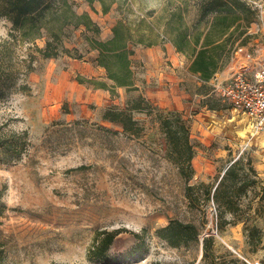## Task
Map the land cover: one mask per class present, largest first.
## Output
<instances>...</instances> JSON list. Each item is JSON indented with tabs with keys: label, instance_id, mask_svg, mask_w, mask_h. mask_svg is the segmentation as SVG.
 <instances>
[{
	"label": "rangeland",
	"instance_id": "rangeland-1",
	"mask_svg": "<svg viewBox=\"0 0 264 264\" xmlns=\"http://www.w3.org/2000/svg\"><path fill=\"white\" fill-rule=\"evenodd\" d=\"M71 1L76 12L96 14L98 22L108 25L103 28L109 30L117 22L129 39L144 44L158 38L165 41L164 35L176 37L179 29L189 34L192 45L197 44L215 21L217 9L214 0ZM245 1L252 12L232 15L238 20L233 26L238 28L234 44L244 46L232 63L241 71L244 59L250 65L248 72H253L264 65V0ZM59 25L54 18L48 28L60 31ZM10 26L0 17V37H7ZM198 31L202 34L195 38ZM14 33V60L21 72L5 90L0 121L10 129H27L30 141L18 160L0 161V238L5 242L0 264H209V258L201 260L200 245L171 247L157 236L156 229L170 218L204 222L202 235L214 236L219 253L226 252L225 245L239 246L238 254L263 260L259 245L249 247L241 239L232 240L228 228L217 231L216 203L200 194L190 202L185 186L213 185L225 165L242 154L257 167L264 192V122L258 125L222 101L213 83L195 91L206 95L204 109L199 107V96L191 92L178 102L180 111L157 110L146 99L149 89H157L146 75L175 69L166 53L154 65L137 62L132 69L134 85L109 91L107 97L80 81L81 86L67 84L59 99L57 89L51 87L52 98L45 99L41 85L53 77L43 73L55 60L40 56L33 44L43 46L47 32L42 28L41 36L31 40L22 39L19 31ZM93 34L66 26L60 31L61 44L78 58L91 43L87 35L92 38ZM29 52L36 55L34 70L24 75ZM22 83L29 88H19ZM110 107L125 110L136 124L125 130L123 124L103 119ZM171 112H179L189 122L195 173L188 182L166 156L160 117ZM260 204L264 216V199ZM252 205L256 207L257 200ZM249 215L252 219L253 212ZM257 223L264 227L263 217H257ZM97 230L117 233L104 258L88 251Z\"/></svg>",
	"mask_w": 264,
	"mask_h": 264
},
{
	"label": "trees",
	"instance_id": "trees-1",
	"mask_svg": "<svg viewBox=\"0 0 264 264\" xmlns=\"http://www.w3.org/2000/svg\"><path fill=\"white\" fill-rule=\"evenodd\" d=\"M88 1L91 4L93 2L92 0ZM72 3L71 0H0V17H5L11 23L7 37H0V102L4 98L5 90L14 84V80L21 72L18 61L14 60L13 47L17 40L15 31H19L22 39L31 40L41 36V29H45L48 37L44 45L33 44V50L43 58H56L61 53L72 56L71 50L61 44L60 31L66 26L78 28L83 25L86 30L98 32V26L92 22L88 13L76 12ZM214 4L217 6L216 19H213L214 22H210L212 26H209L206 32H202L204 33L202 43L207 45L228 33L223 46L215 49L216 55L220 56L227 50L226 43L232 40V44H229V51L237 38L235 29L238 30V28L233 26L238 20L232 15H235L237 11L252 12V9L245 0H214ZM106 9L104 10L106 11ZM225 12L229 16L224 14ZM54 18L60 21V31L48 28V24ZM216 20H220V24L216 25L218 23ZM112 31L113 36L109 39H92V44L99 49L98 62L105 66L107 76L113 79L117 85L132 87L130 56L134 50L127 46L128 33L118 23L112 27ZM176 32L174 43L177 50L190 53L194 44H191L189 34L180 29ZM202 33L198 31L195 38H199ZM240 45L241 42L237 43L236 46ZM204 53V51L198 52L197 58L193 61L192 69L200 72L201 78L207 79L214 71L215 63L205 60ZM35 56V53H28L24 75L34 70ZM79 80L83 81L82 79ZM99 85L103 86L102 83ZM18 87L29 88V85L22 83ZM211 108L214 107L211 106ZM102 117L123 124L125 130L131 129L136 124L131 115L123 109L107 108ZM160 127L165 138L167 158L178 168L180 175L188 182L195 173L192 164L194 148L190 139L189 122L179 112H171L160 117ZM29 141L27 129H10L5 121H0V161L18 160L27 151ZM223 170H225L224 173L218 175L213 185L203 182L187 183L185 194L190 202L198 200V194H200L202 199H212L216 203L215 226L217 231H221L228 224L243 222L249 244L257 245L262 234L257 223V217L260 216L264 219V216L261 215L260 204L264 199V192L260 185L257 170L252 159L250 157L244 159L242 154L235 160H230ZM258 187L260 189H257ZM194 191L198 192L195 193ZM245 198H247V203H244ZM255 200H257L258 205L253 207L252 202ZM249 212H253L252 219H250ZM1 213L2 207L0 206V215ZM203 228L204 222L198 224L194 221L170 218L164 226L156 229V234L171 247L199 248ZM116 234V231L97 230L93 245L88 249L89 253L104 258ZM136 236L139 234L137 233ZM215 246L214 236L211 233L204 234L201 260L209 258V264H247L239 257L233 256L234 253L231 250L226 249V252L219 253ZM4 248L5 242L0 238V262L4 259Z\"/></svg>",
	"mask_w": 264,
	"mask_h": 264
},
{
	"label": "crops",
	"instance_id": "crops-1",
	"mask_svg": "<svg viewBox=\"0 0 264 264\" xmlns=\"http://www.w3.org/2000/svg\"><path fill=\"white\" fill-rule=\"evenodd\" d=\"M87 13L92 22H94L99 28L98 32H93L94 34L92 35V38L97 40H106L113 36L112 28L109 30H107V28H103L102 25L105 23L102 24L98 22L96 14H93L89 11H87ZM116 23L117 22H115V24ZM105 27H108V25L105 24ZM78 29L81 31H90L86 30L83 25L79 26ZM227 34L228 33L224 34L219 39H216L207 45H204L201 39L197 44H194V48L190 53L177 50V47L174 43L175 36L168 37L167 35L161 34L165 36V41L158 38L151 40L149 43L146 42V44H144L142 41L131 40L128 38L127 46L133 48L134 50V53L130 56L131 70L139 61H144L147 65H149V63H153V65L157 64L158 61H162V55L164 53L168 55V58H170L175 65V69H157L153 70L151 74L148 73L146 75L149 78L148 80L150 82L153 81V84H155L157 87L156 90L149 89V91H147L146 99L148 103H152L153 105L157 106V110L159 111H180L181 107L178 105V102L182 101V97L184 99L189 98L192 94L191 92H194V95L199 96V107L201 109L206 108L207 104H205L202 99L206 95L201 92H195L196 89L200 88L201 85L212 84L216 79L227 77L231 72L226 74L225 70L232 63V61L238 57V54L243 51L244 46H236L237 43L233 44L232 49L228 51L230 45H227L226 43L227 50L225 53H222L220 56L216 55V47L219 48L220 46H223V43L225 42L224 39ZM87 36H89L88 38L91 43L80 57H72L61 53L58 57L53 58L55 60L53 62L54 65L52 64V67L46 68L43 76H46L47 78L53 77V80L50 79L48 81H43L41 85L45 99L52 98L51 94L53 91L51 90V87H55V89H57V99H59L60 96L63 97L61 94H65V86L67 84L73 86L77 83L78 86H81L79 79L83 80L82 83L85 84L88 90L101 93L105 97L109 95V91L118 90L119 87L129 86L117 85L113 79L107 76V70L105 66L98 62L99 49L92 44L93 40L91 36ZM237 49L239 50L237 51ZM199 51L205 52V60L215 63V69L211 76L207 79L201 78L200 72L194 71L192 69L193 61L195 58H197ZM247 56L250 57V54ZM54 77L56 80H54ZM131 78V83L134 85L135 81L133 78V71ZM100 83H102L103 86L99 85ZM258 226L261 228L262 234L257 245H259L258 249L262 251V254L264 255V227H261L260 225ZM226 228L232 232V235L230 236L232 240L241 239V243L244 242V245L247 244L250 247L247 239V233L244 230L243 222L228 224L225 226V229ZM225 248L231 250L234 253L233 256L239 257L247 264H254L253 262L264 264V258L263 260L256 258L252 259V257L245 253L238 254L237 251H239V246H235L233 247L234 249H232L225 245ZM248 252L249 250L246 253Z\"/></svg>",
	"mask_w": 264,
	"mask_h": 264
},
{
	"label": "built area",
	"instance_id": "built-area-1",
	"mask_svg": "<svg viewBox=\"0 0 264 264\" xmlns=\"http://www.w3.org/2000/svg\"><path fill=\"white\" fill-rule=\"evenodd\" d=\"M248 68L216 79L214 89L219 98L250 116L258 125L264 122V65L255 71Z\"/></svg>",
	"mask_w": 264,
	"mask_h": 264
},
{
	"label": "bare ground",
	"instance_id": "bare-ground-1",
	"mask_svg": "<svg viewBox=\"0 0 264 264\" xmlns=\"http://www.w3.org/2000/svg\"><path fill=\"white\" fill-rule=\"evenodd\" d=\"M241 59H243V57H241ZM238 61H242V60H239V59H237V63H238ZM261 61H262V59H261ZM243 65L241 66L242 67V69H245L247 66H250L248 63H246V61L243 59ZM263 63V62H262ZM263 65V64H262ZM238 65L236 64V63H232V64H230L229 66H228V69L226 70V71H230L231 73L232 72H234V71H236L238 68Z\"/></svg>",
	"mask_w": 264,
	"mask_h": 264
},
{
	"label": "water",
	"instance_id": "water-1",
	"mask_svg": "<svg viewBox=\"0 0 264 264\" xmlns=\"http://www.w3.org/2000/svg\"><path fill=\"white\" fill-rule=\"evenodd\" d=\"M224 171L225 170H223L222 172H221V175L224 173ZM221 177V176H220ZM204 235V234H203ZM203 235L201 236V244H200V257L202 256V237H203ZM196 264V263H195Z\"/></svg>",
	"mask_w": 264,
	"mask_h": 264
}]
</instances>
